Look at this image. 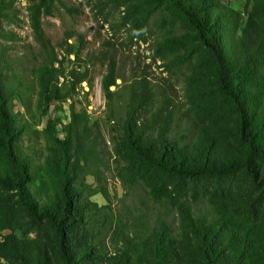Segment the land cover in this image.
Here are the masks:
<instances>
[{
  "label": "trees",
  "instance_id": "1",
  "mask_svg": "<svg viewBox=\"0 0 264 264\" xmlns=\"http://www.w3.org/2000/svg\"><path fill=\"white\" fill-rule=\"evenodd\" d=\"M130 1L161 20L164 4L205 49L215 98L179 105L146 72L118 85L110 62L101 90L118 116L111 148L73 107L64 138L52 119L40 132L34 128L53 107L91 84L84 47L63 43L59 54L42 19L60 0H31L39 51L26 77L12 55L22 41L9 29L20 23L17 0H0V264H264V0H246L243 14L227 0L122 5ZM183 44L172 30L162 35L163 47ZM16 100L24 114L14 111ZM38 134L43 144L23 145ZM109 169L125 195L143 188L158 212L115 216ZM97 194L106 205L90 200ZM17 230L33 237L20 239Z\"/></svg>",
  "mask_w": 264,
  "mask_h": 264
},
{
  "label": "rangeland",
  "instance_id": "2",
  "mask_svg": "<svg viewBox=\"0 0 264 264\" xmlns=\"http://www.w3.org/2000/svg\"><path fill=\"white\" fill-rule=\"evenodd\" d=\"M128 3L122 5V0H60L54 16L42 19L44 37L51 41L59 54L60 45L63 43L71 45L75 51L79 46L84 47L81 58L89 65L91 84L84 82L82 84L84 90L79 89L72 102L67 101L53 107L48 116L42 118L34 129L41 132L45 129L48 119H52L57 137L64 138V128L70 122V110L73 107L77 112L83 110L87 112L90 127L97 128L106 140L107 146L111 148L110 137L116 134L118 116L112 115L111 102L101 90V80L110 62L115 64L119 77L116 81L118 85L122 81L130 82L141 77L143 72H146L154 86L170 94L179 105L185 106L193 99L202 102V97L209 101L215 98L211 81L207 76L210 67L207 52L193 36L184 34L178 19L164 8V4L157 7L164 11V20H161L159 14H153L144 5L134 1ZM226 3L233 10L243 14L246 0H227ZM29 5L31 0H17L20 23L17 28H9L22 39L12 55L21 57L17 70L26 77H31L33 58L39 51L29 28L26 11ZM67 7L73 11L72 16H68ZM171 30L184 41L183 46L172 49L165 45L161 46L163 33L165 37ZM70 59H74L73 55ZM61 88L66 90L65 84H62ZM113 90L114 87L111 88V91ZM123 90L124 88L121 89ZM14 111L24 114L18 100L14 103ZM28 141L44 143L40 134L23 139V145L26 146ZM105 176L108 179L107 186L115 216L123 217L127 211L139 207L147 210L148 214L158 212L147 199L143 188L138 187L125 195L126 191L110 169L105 172ZM85 182L96 187L92 176L86 177ZM206 184L205 181L199 183L201 186ZM90 200L98 206L106 205V200L100 194L91 197ZM147 202L148 206H141ZM8 233L5 231L3 235ZM23 233L17 230L15 235L20 239L33 237V234L24 236Z\"/></svg>",
  "mask_w": 264,
  "mask_h": 264
}]
</instances>
